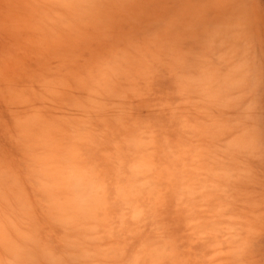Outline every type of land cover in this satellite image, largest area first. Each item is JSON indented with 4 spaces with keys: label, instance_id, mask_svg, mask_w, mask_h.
<instances>
[{
    "label": "rangeland",
    "instance_id": "374dc122",
    "mask_svg": "<svg viewBox=\"0 0 264 264\" xmlns=\"http://www.w3.org/2000/svg\"><path fill=\"white\" fill-rule=\"evenodd\" d=\"M0 1V9H4V14L0 13V23L8 22L5 10L13 6L18 8L21 2L9 0L6 4ZM32 1L36 16L40 9L42 15L37 17L38 20L34 19L30 27L27 24L29 29L20 28L15 40L14 37L2 36L0 29V61L9 59L16 62L0 63L4 68H0L3 69L0 72V154L8 160L12 170L17 171L22 159L17 158L21 156L18 149L10 146L11 138L15 139L14 146L20 144L13 126L17 118L38 111L41 99H53L63 109L71 110L68 115L61 108L56 109V119H59L56 128L60 131L64 127L63 121L65 124L74 122L76 109L85 115L94 107L87 98L92 93L90 87L100 91L101 99L109 106L118 100L119 93V96L129 98L125 110L130 116L124 119V122L128 121L127 126L135 123L130 120L134 116L135 121L142 124L138 136L147 140L150 133L155 135L154 141L159 144L151 159H147L152 160L150 168H155L153 173L160 175L166 172V158L173 163L175 177L155 178L157 186L167 195V187L174 182V191L185 192L193 202L185 205L187 211L182 219L177 216L181 223L176 225L174 222L173 225L179 230L165 234L159 226L147 222V218H134L133 210L121 206L124 203L114 202V195L110 193L111 201L107 204L114 210L109 207L107 211H111V221L107 222L108 219L103 217L101 221L94 222L98 225L96 235L100 237L92 236L88 230L87 237L84 233H74L80 235L81 243L88 241L91 249L99 250L97 257L100 260L96 261L100 264H132L139 259L149 264L154 255V258H160L159 262L167 261L165 258H188L191 255L192 258H206L203 264H217L219 258L214 261L216 249L221 253L222 240L230 242L231 238V243L235 241L234 246L231 243L229 246L232 254L238 244L248 239L249 252L254 259L245 260L252 261L249 264H264V0H92L94 5L109 7L111 13L106 25L110 28L90 31L89 42L73 49L74 54H59L53 57L54 61L45 60L41 67L24 60L27 53L24 44L27 46L28 39L30 45L36 44L32 30L53 38L63 33L58 32V14L55 21L53 17L49 18L57 12L50 9L52 12L48 15L49 8L43 7L41 0ZM214 5L221 6V11L213 12L211 7ZM204 6L209 9L204 10ZM32 15L28 12L25 17L29 19ZM169 29L174 30L171 40ZM24 35L27 40L22 38ZM135 52L138 56L131 58L130 54ZM117 60L122 61L121 68L131 64L133 69L127 68V72L122 74V69L118 68L115 77L108 78L110 81L107 83L113 86L109 85L111 89L101 80L97 83L103 66ZM72 72V79L65 81L69 78L67 73ZM61 83L69 87L66 94L61 91ZM117 85H120L119 91L115 88ZM99 100L95 102L97 107ZM52 108L54 112L57 107ZM107 111L112 113L110 107ZM159 112L165 115L159 116ZM172 115H175V123L166 128L162 120ZM99 126L100 123L95 125L96 129ZM118 127L121 126L107 124L108 135L114 133V138H125V134L120 133L122 127L119 130ZM204 129L207 133L201 141ZM130 133L126 138L133 145ZM103 136L100 140L105 148V143L113 137ZM57 140L61 141L60 133ZM140 151V157L146 156L145 150ZM128 158V164L133 166L135 162V167L142 166L143 169L140 179L132 177L130 181L134 183L135 192L143 181L149 184V168L130 155ZM104 161L102 159L98 163L102 170H106ZM247 163H253V166ZM59 165L58 162L57 169H63L61 176L71 170L65 168L66 165ZM130 170L128 165V175ZM22 172L20 168L16 172L17 177L20 184L26 185L21 181L24 178ZM243 172H248V176ZM127 174L124 172L125 178ZM112 182H116L114 178ZM156 182L153 180L149 187H155ZM240 183H248L252 190L247 191L244 187L245 191L241 192ZM213 204L219 205L218 209L214 210ZM176 205L170 204L169 207L174 209ZM225 221L230 225L223 229ZM249 221H255L256 228H250ZM156 222L165 225L163 220H160L162 224L159 220ZM57 228L53 225L52 235ZM57 241L50 238L49 243L55 248ZM75 245L76 248L70 247L71 252L82 249L79 242ZM229 251L226 250V254ZM85 258L91 257L76 255L70 261L72 264H88ZM225 259L222 258L224 262ZM233 260L231 264L235 263Z\"/></svg>",
    "mask_w": 264,
    "mask_h": 264
},
{
    "label": "bare ground",
    "instance_id": "6f19581e",
    "mask_svg": "<svg viewBox=\"0 0 264 264\" xmlns=\"http://www.w3.org/2000/svg\"><path fill=\"white\" fill-rule=\"evenodd\" d=\"M3 1L7 4L9 0ZM13 1L18 2V4L21 2V4L18 8L13 6L12 9L5 10L8 14V22L4 21L0 23L2 36L10 39L11 37L19 36L20 28L23 30L29 29L32 21L34 19L38 20L37 17H40L42 13L40 9L36 16L34 12L35 5L32 0ZM53 1L55 0H41V3H44L43 7L49 8L48 15L52 11L57 12L55 14L52 13L49 18L53 17V21H55V16L58 14L57 16L60 18L58 32H62L63 34L60 37L53 38V36L48 37L46 34L44 35L41 31L32 30L33 39L36 41V44L32 43V45H30L29 39L27 40L25 35L22 36L24 40H27V46L24 44L23 47L27 49L24 60H27V62L29 61L30 65L35 63L36 66L41 67L45 60L54 61L55 58L53 57H57L59 54H74L73 49L81 47L89 42L90 31L97 32L104 27H106V29L110 28L109 25H106V20L110 15L109 13H111L109 12L108 6L94 5V3L91 2L92 0H75V2L73 0H56L55 3ZM0 5H2L1 1ZM28 6H31V9H27ZM202 6L203 5L200 4V8H202ZM206 6L203 7L204 10L209 9ZM50 9L52 11H50ZM221 9L219 5H214V8L211 7L213 12L216 10L221 11ZM10 10L13 12L10 13ZM28 12L33 13L29 19L25 17ZM0 13L4 14V9H0ZM75 16L78 18L75 19ZM168 34L170 40L174 38L173 29H169ZM135 53L130 54V57L136 58L138 55L137 52ZM112 55L117 56L115 53ZM8 61H11V63L15 62V60L12 61L8 59L0 61V63L5 64ZM120 62L117 60V64L114 62L105 64L103 70L98 74L99 81L96 82L100 83L102 81L106 84L107 88L111 89L109 87L110 84L107 83L110 81L108 78L115 77L118 68L122 69V74L127 72V68L133 69L131 64H125L121 68ZM3 69H1L0 72H2ZM67 74L69 78H66L65 81L72 79L73 72ZM60 85L61 91L66 94V90L67 88L69 90V87L62 86L64 85L63 83ZM110 86L113 88L112 85ZM119 86L120 85H117L115 87L118 88V91ZM89 89L92 93H89L87 98L88 101L90 100V103L93 102L94 107L91 108V111L86 112L85 115L81 114L79 110L76 109L74 122L71 121L65 124L63 121L64 127L61 128L60 131H57L56 128L59 123V119H56V109L59 107L63 112L68 113V115L71 114V110L66 108L63 109V106L55 104L53 99H41V108L38 109V111L36 110L31 115L26 114L24 115L25 117L21 116L24 118H17L13 130L18 134L17 140L20 144L14 146L16 143L13 138H11L9 142L11 147L16 148V150L18 149V152H20L21 156L17 158L18 160H20V158L22 159L19 165H17L16 170L19 171V169L22 168L24 178H22L21 181H24L26 185L22 184V182L20 184V178L17 177L18 175L16 173L17 171H15V169L12 170L9 163H7L8 160L6 161L5 157H2V154H0V264H72L70 260L76 255L77 257L80 255L91 257L85 258L88 264H100L99 261H96L100 260V258L97 257L99 256V250L91 249L88 246V241L81 243V240H79L81 238L80 235H74V233H84L87 237L88 230L92 236L97 238L100 237L96 235L98 225L94 222H97L96 220L101 221L103 217L108 219L107 222L111 221L109 218V212L111 213V211H107L109 207L113 208L112 205L110 206L107 204L111 201L109 196L112 194L110 193L114 195V202L117 204L124 203L121 206H127L133 210L131 214L134 218H147V222H153L155 225L159 226L165 234L174 230H179L173 224L174 222L176 225L181 223L180 220H177V216L182 219L185 215L184 213L187 211L185 205L193 201L189 200L190 196H185V192L176 193L174 191L175 183L172 182V179H169L172 183L167 187V195L157 186L155 180V178L157 179L158 177H175L174 170L172 169V161L170 158H166L168 161V163H166V172H162L160 175L158 172L153 173L155 168H150L152 160L147 161V159H151V154L156 152V148L158 149L159 144H156L154 141L155 135L150 133L148 137H146L147 140L143 136H138L137 133L140 131L142 124L137 123L134 116L131 117L130 120L135 123H131L127 126L128 121L124 122V119L130 116V113H126L125 110L126 107L128 108L129 98H123V96H119V93H117L118 100H115L114 103L109 106L104 102V99H101L100 91L94 87H90ZM96 92L99 94L97 95ZM12 100L14 102L13 98ZM96 100H99L98 107L97 104H95ZM119 102H121L120 105ZM29 104L30 102H28V105ZM52 106L57 107L54 109V112H52ZM108 107H110L112 113L107 111ZM14 113H12V116ZM59 115H61L60 111ZM160 115H165V113L159 112V116ZM174 116L175 115H172L167 119H163L162 125L166 126V128L171 127L175 123L173 122ZM24 119L25 121L22 122ZM93 122L97 123L94 124ZM99 123L100 126L96 129L95 125ZM107 124L121 126L122 129L120 133H124L125 138L121 139L120 137L118 138V136L114 138V133L109 136V129H106ZM120 128L118 127V130ZM155 131L159 133L158 129ZM58 133H60V142L57 140ZM97 133H100L101 137L104 135L107 136L108 139L110 137L114 138H110V141L105 143V146L103 145L105 148L109 147L106 148L107 150L104 151L105 148L102 147V139L100 140V136ZM128 133H130L133 145L127 141L126 137ZM206 133L207 130L204 129L201 141L205 139ZM109 150L112 151V153ZM140 150L146 151V156L143 158L140 157ZM133 151L134 154H132ZM129 155L132 159L140 162L141 165H146L149 168L147 171L150 177L147 179L150 180L149 184L147 183L148 181L142 180L141 186L135 189L136 194L133 192L134 183L130 181L132 177L140 179L139 177L143 169L141 168L142 166H139V168L135 167V162L133 166L128 164ZM102 159L105 160L104 165L106 166V170L99 168L98 163ZM58 162L60 165H66L65 168L71 169L65 176L60 175L63 169H57ZM128 165L132 169V171L130 170L131 173L129 171L130 175L126 172V167ZM247 165L253 166V163H247ZM247 170L249 171L250 168H247ZM124 172L128 175L126 178L124 177ZM239 172H241V169ZM243 173L245 176H248V172ZM113 178L116 182H112ZM153 180L156 182V186L149 187ZM144 185H148V187ZM239 186L242 188L241 192L244 190V187H246L245 189L247 191L252 190L251 185L248 183L247 185L240 183ZM141 187H144V189ZM205 199L207 198L205 197ZM182 201H184L183 204ZM174 203H177L176 208L175 206L174 209L169 207L170 204ZM115 205L116 204H114V206ZM212 207L215 210L216 208L218 209L219 205L213 204ZM175 212V216L172 217L171 214ZM144 213H147L148 216ZM37 214H39V216H37ZM246 214L249 215L250 212ZM156 220H159V222L160 220L165 221V225L161 226ZM256 224L255 221L251 223L249 221V227L252 229L256 228ZM47 225H51V227ZM53 225L55 228H57V226L61 228L60 231L57 228L54 235H52L51 231ZM229 225L230 224L225 221L222 228L224 229L225 226ZM202 226L203 225H201V227ZM40 229L41 233H38ZM45 230H47V233ZM85 230L86 232H84ZM50 238L52 240L58 239V246H54L55 248H53L49 243ZM231 240V238L230 242H224L222 240L221 244L223 246L221 245V247L217 243V248L220 247L221 253L216 249L214 254L216 259L213 260L216 262L219 258V264H231L232 259L235 261L234 264H249L252 262L246 261L252 258L249 252L251 248L248 239H244L241 244H238L233 254L231 250L229 251ZM77 242L80 243L82 249L78 252H71L70 247L76 248L75 244ZM231 245L234 246L235 241H232ZM119 247L125 249L123 245H119ZM226 250L229 251L228 254H226ZM173 256L176 257L175 254H173ZM154 257H156V255L151 256L149 264H203L206 260V258H192L191 255H189L188 258H165L167 261L164 262L162 260V262H159L160 258ZM224 257L226 258L225 262L222 260ZM253 259L254 258H252V260ZM132 264H146V261L136 259V263Z\"/></svg>",
    "mask_w": 264,
    "mask_h": 264
}]
</instances>
